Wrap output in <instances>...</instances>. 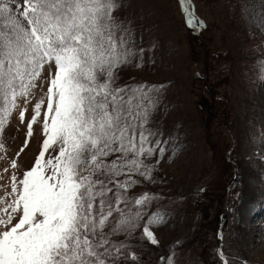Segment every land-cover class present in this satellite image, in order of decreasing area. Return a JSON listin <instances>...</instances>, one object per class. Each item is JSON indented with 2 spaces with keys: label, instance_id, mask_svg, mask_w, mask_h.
I'll use <instances>...</instances> for the list:
<instances>
[{
  "label": "rangeland",
  "instance_id": "rangeland-1",
  "mask_svg": "<svg viewBox=\"0 0 264 264\" xmlns=\"http://www.w3.org/2000/svg\"><path fill=\"white\" fill-rule=\"evenodd\" d=\"M117 4L113 16L129 30L133 55L114 69V86L150 93V144L161 142L144 161L150 178L131 176L125 195L139 223L109 237L124 245L118 259L131 252L130 264H223L222 251L227 264H264V29L250 19L264 0H184L192 27L180 0ZM50 71L54 65L43 67L28 103L18 98L0 128L1 196L10 191V161L22 173L39 152L46 99L30 136L27 122ZM144 194L147 202L136 206ZM150 217L156 244L143 236Z\"/></svg>",
  "mask_w": 264,
  "mask_h": 264
},
{
  "label": "snow or ice",
  "instance_id": "snow-or-ice-1",
  "mask_svg": "<svg viewBox=\"0 0 264 264\" xmlns=\"http://www.w3.org/2000/svg\"><path fill=\"white\" fill-rule=\"evenodd\" d=\"M180 4L192 27L195 18L184 0ZM117 6V0H0V128L18 98L28 103L43 67L54 65L27 122L30 136L46 99L39 152L22 173L16 160L10 161V191L0 196L6 205L0 207V264L136 259L128 252L120 261L124 245L109 237L127 236L138 226L140 212L128 208L125 193L133 173L150 178L151 166L144 161L161 142L150 144L155 136L147 127L150 93L142 86H114V69L133 55L129 30L113 16ZM250 19L264 29V10ZM19 119L24 121V109ZM147 199V194L135 198V205ZM110 222L115 227L109 228ZM150 223L152 217L143 236L156 244ZM219 256L227 264L222 251Z\"/></svg>",
  "mask_w": 264,
  "mask_h": 264
}]
</instances>
